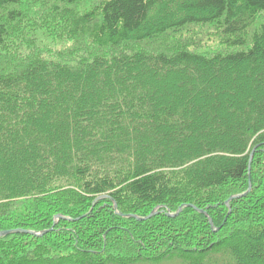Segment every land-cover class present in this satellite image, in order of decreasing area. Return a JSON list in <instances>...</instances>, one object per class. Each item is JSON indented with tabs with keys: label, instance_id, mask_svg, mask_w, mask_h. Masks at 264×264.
Segmentation results:
<instances>
[{
	"label": "trees",
	"instance_id": "trees-1",
	"mask_svg": "<svg viewBox=\"0 0 264 264\" xmlns=\"http://www.w3.org/2000/svg\"><path fill=\"white\" fill-rule=\"evenodd\" d=\"M13 230L0 264H264V0H0Z\"/></svg>",
	"mask_w": 264,
	"mask_h": 264
},
{
	"label": "water",
	"instance_id": "water-1",
	"mask_svg": "<svg viewBox=\"0 0 264 264\" xmlns=\"http://www.w3.org/2000/svg\"><path fill=\"white\" fill-rule=\"evenodd\" d=\"M253 156H254V153H252L251 154V159H250V169H251V162H252V160H253ZM231 200H233V198H231L228 202H227V205L229 204V202L231 201ZM154 214V213H153ZM152 214V215H153ZM152 215L149 217V218H147V219H150L151 217H152ZM168 216H170V217H175V215H173V214H170V213H168ZM138 220H144V219H142V218H137ZM147 219H145V220H147ZM211 225H213L212 224V222H211ZM19 234V233H21V234H28V235H33V236H37V237H41V236H43L44 234H46V232H40V233H37V232H34V231H25V230H13V231H4V232H0V237H4V236H8V235H11V234Z\"/></svg>",
	"mask_w": 264,
	"mask_h": 264
},
{
	"label": "rangeland",
	"instance_id": "rangeland-1",
	"mask_svg": "<svg viewBox=\"0 0 264 264\" xmlns=\"http://www.w3.org/2000/svg\"><path fill=\"white\" fill-rule=\"evenodd\" d=\"M145 264H155V263H145ZM159 264H183L181 260H172V261H165Z\"/></svg>",
	"mask_w": 264,
	"mask_h": 264
}]
</instances>
